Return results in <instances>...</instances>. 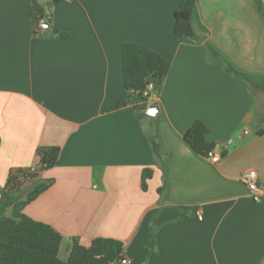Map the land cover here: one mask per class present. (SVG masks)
Wrapping results in <instances>:
<instances>
[{
    "label": "crops",
    "instance_id": "crops-1",
    "mask_svg": "<svg viewBox=\"0 0 264 264\" xmlns=\"http://www.w3.org/2000/svg\"><path fill=\"white\" fill-rule=\"evenodd\" d=\"M253 1L196 0L193 28L204 40L194 43L173 31L181 0L47 3L63 38L44 23L32 36L29 0H0V188L10 170L32 166L38 147L60 149L41 174L53 184L23 214L61 235V261L74 241L111 238L132 264H146L154 226L152 264H264V91L224 69L226 61L253 83L264 78V23ZM122 44L170 66L155 99L136 107L125 104ZM152 104L157 165L144 139L150 119L134 114ZM196 121L221 153L217 163L184 142ZM247 170L257 173L259 201L240 181Z\"/></svg>",
    "mask_w": 264,
    "mask_h": 264
},
{
    "label": "trees",
    "instance_id": "trees-1",
    "mask_svg": "<svg viewBox=\"0 0 264 264\" xmlns=\"http://www.w3.org/2000/svg\"><path fill=\"white\" fill-rule=\"evenodd\" d=\"M57 1L60 0H29L33 37L40 35L39 30L43 23L49 25L52 38L67 36L66 32L52 26L51 12L45 6ZM195 4L196 0H181L173 13V31L178 37L197 43L202 42L204 38L193 28ZM253 7L264 23V5L261 0H254ZM207 49L213 57L219 56L210 46H207ZM120 54L125 104L136 107L148 102L147 85L151 83L156 92L169 72V63L154 51L135 44H122ZM224 69L231 76L243 79L251 89L264 91L263 87L253 83L247 75L236 71L226 61ZM134 114L139 122L145 118L150 119L144 130V139L153 157V163L157 165L163 160L155 124L145 112L135 110ZM207 133L205 125L196 121L185 133L183 140L195 154L206 157L214 149V146L205 140ZM59 153L58 147H38L32 166L9 171L4 186L0 188V264H114L122 257V242L111 238H97L91 241L88 247L74 241L67 260L61 261L58 258L61 235L51 226L36 222L23 214L24 208L53 184L52 179H43L41 174L55 166ZM152 173L149 168L142 170V191L147 190ZM164 191V185L157 190L161 198ZM147 248L146 264H152L156 255L154 226L150 227Z\"/></svg>",
    "mask_w": 264,
    "mask_h": 264
},
{
    "label": "built area",
    "instance_id": "built-area-1",
    "mask_svg": "<svg viewBox=\"0 0 264 264\" xmlns=\"http://www.w3.org/2000/svg\"><path fill=\"white\" fill-rule=\"evenodd\" d=\"M146 91L149 100H154L156 97V92H154L153 85L151 83L147 85ZM216 148L220 149V146H216ZM214 149L210 151L205 158L210 160L212 163H217L221 158V153H216ZM240 181L247 187L249 196L253 199V201H259L262 195V191L258 184V176L256 171L247 170L243 172L240 176ZM198 219H201L200 213H198ZM114 264H132V262L128 258L122 256L119 261Z\"/></svg>",
    "mask_w": 264,
    "mask_h": 264
},
{
    "label": "water",
    "instance_id": "water-1",
    "mask_svg": "<svg viewBox=\"0 0 264 264\" xmlns=\"http://www.w3.org/2000/svg\"><path fill=\"white\" fill-rule=\"evenodd\" d=\"M43 28H47L48 24L44 23L42 25ZM158 113V108L156 105H150L147 110H146V115L150 116V117H155Z\"/></svg>",
    "mask_w": 264,
    "mask_h": 264
},
{
    "label": "rangeland",
    "instance_id": "rangeland-1",
    "mask_svg": "<svg viewBox=\"0 0 264 264\" xmlns=\"http://www.w3.org/2000/svg\"><path fill=\"white\" fill-rule=\"evenodd\" d=\"M255 84L264 88V78H261V79L255 81Z\"/></svg>",
    "mask_w": 264,
    "mask_h": 264
}]
</instances>
